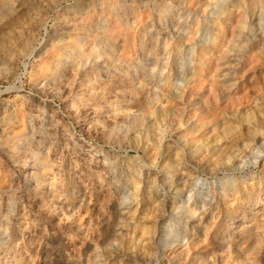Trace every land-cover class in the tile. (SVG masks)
<instances>
[{"label": "bare ground", "instance_id": "obj_1", "mask_svg": "<svg viewBox=\"0 0 264 264\" xmlns=\"http://www.w3.org/2000/svg\"><path fill=\"white\" fill-rule=\"evenodd\" d=\"M127 1H121L114 9L117 25L97 23L88 27L83 26L82 31L74 35L71 44L66 42L67 36L64 33H51L49 36L51 44L58 43L59 47L54 56L48 57L49 69L42 71L41 74L35 72V84L55 86L56 92L60 94L71 91L76 83L75 96L80 103L84 104L89 99H98L93 104L100 105L99 96L103 99V103L109 105L113 103L112 112L118 118L114 117L113 121L106 125L107 137L113 132L121 131L130 132L134 136L139 134L142 138L141 144L135 147L142 153L130 163L135 172L134 176L143 165L155 166L160 156L165 157L166 163L160 170L155 172L153 170V174L151 173L154 178L149 181L148 192L144 190L141 192V199L147 200L148 203L146 210L150 212L157 208L159 213L148 234V238L156 246V251L152 250L154 247H149V252L142 254L144 260L152 261L159 251L170 248L174 243L179 244L181 239L186 237L182 232L187 228L189 221H195V227L202 225L204 213L212 204L211 200L216 199L215 186L218 188V195L227 196L230 193L236 195L233 202L223 205L219 203L225 218L228 217V223L226 227L224 225L225 234L219 237V243L210 248L211 252L221 250L228 241V236L231 235V233L227 235L226 232L232 227L233 220L239 216L242 220L246 217L240 213L241 202L246 201L251 206L255 205L256 199L260 198V191L264 188V169L259 176L247 174L240 180L235 177V173L244 172V167L248 164L258 166L262 160L264 161V125H259V132L247 138V141L229 142L228 145L216 143L226 139L227 122L232 112L243 119L239 101L250 90L259 88L260 82L264 80V71H261L262 68L264 69V8H261L257 19L258 32H262L259 36V33L255 34L250 27H246L247 9L236 7L235 0H213L202 19H197L198 12L203 10L199 9L198 2L194 0L189 5L185 4L186 0H133L132 2L129 0L131 3L125 5ZM144 1H147L145 6H154L156 15L145 13L149 21L143 22L144 17H141L142 14L139 15L134 6L141 5ZM255 1L251 0L250 3L253 4ZM13 4V0H1L0 16L10 13ZM83 7L84 5L79 3L76 10L80 12ZM23 8L24 11L28 10L26 5ZM210 23L217 30L216 33L214 32V37L210 31L212 28ZM68 28V31L76 29L70 26ZM244 30L247 38L242 35ZM248 47L250 50L247 51ZM248 52L250 53L247 54ZM237 87H240L242 93ZM48 119L50 120L49 115ZM46 121H41V125L46 124ZM234 131L236 132V129ZM20 137L24 138L21 143L10 137L14 144L13 148L18 151L23 147L33 157L30 169L23 175L24 183L27 188L40 189L46 179L43 178L41 170L47 167L52 149L48 140V129L43 126L39 132L36 131L28 118L27 130L22 132ZM166 137H170L168 142L165 141ZM221 150L223 153L220 160L211 164L212 159ZM57 152H60V149ZM65 154L68 153L65 151ZM102 158L104 161L105 157ZM203 172L209 178L204 177ZM219 173H222V176H219ZM120 175L121 172L115 173L111 183L119 182ZM247 179L253 181V184L242 186L247 183ZM138 180L133 177L131 189L135 191L132 192L125 182L118 188L119 192L115 184L111 186L116 191L113 199L115 204L111 206L115 216L123 217L121 214L127 208L125 205L130 204L140 195ZM15 191L10 185L6 189L5 194L10 203L16 199ZM55 191L66 199L74 198L78 192L69 177L61 181ZM145 193H149L148 196ZM258 220V225L255 224L256 221L254 223L255 228L252 226L239 229L242 241L238 243L234 241L235 243L229 247L234 255L226 256L228 252L220 254L218 258L214 257L216 263L264 264V216L262 222L261 219ZM235 222L237 223V220ZM241 222L237 224L241 225ZM1 230L3 238L8 239V224H5ZM144 230V226L139 228L140 232ZM121 232L116 227H102L99 230V241L91 248L93 258L88 255L87 264H100L98 260L100 248H112ZM242 243L246 245L243 246Z\"/></svg>", "mask_w": 264, "mask_h": 264}, {"label": "rangeland", "instance_id": "obj_2", "mask_svg": "<svg viewBox=\"0 0 264 264\" xmlns=\"http://www.w3.org/2000/svg\"><path fill=\"white\" fill-rule=\"evenodd\" d=\"M121 1L124 0H13L12 11L7 15L0 16V140L2 141H0V173L4 176L1 177L0 175V264H87V256L90 255L93 258L91 248L99 241V230L105 226L116 227L122 232L117 236L112 248H100L98 256L100 264H219L216 263L214 257L218 258L220 254H226V252H228L226 256L234 255L229 247L235 242L242 241L239 230L241 227L250 228L253 226L255 228L259 224L258 219H261L260 222H262L264 216L262 214L264 213V205H262L264 203V197L262 196L264 195V188L260 191V198L256 199L255 205L251 206L246 201L241 202L240 213L247 218L245 217L243 220L240 216L235 218L232 227H230L231 229H227V235L230 233L231 235L228 236V241L223 245V249L211 252V248L219 243V237L225 234L223 233L224 225L226 227L228 223V217L225 218L223 208L219 207V203L223 205L227 202H233L236 198L233 193L227 196L218 195V188L214 184L216 199L211 200L212 204L204 213L202 225L195 227L196 222L189 221L187 228L182 232L186 237L181 239L179 244L174 243L170 248L159 251L157 257L152 261L142 258V254L149 252V247H154L152 250L156 251V246L154 243L152 244L148 234L159 213L157 208L150 212L146 210L145 207L148 203L147 200L141 199V192L143 190L148 192L150 189L147 187L149 181L154 178L151 176L153 170L154 172L160 170L162 165L166 163L165 157L160 156L155 166L147 167L143 165L142 170L139 169L137 175L134 176L135 172L130 163L135 160L134 158L140 157L142 153L141 150L135 148L141 144L142 138L139 134L134 136L130 132L122 133L121 131L118 133L113 132L111 136L107 137L106 125L110 124L114 117L118 118L112 112L113 103L112 105L103 103L100 96V105L93 104L98 99H89L84 104L80 103L78 97L75 96L76 83L71 91L60 94L56 92L55 86L35 84V72L41 74L42 71L49 69L47 65L50 61L49 58L57 53L59 47L58 43L51 44L49 40L51 33H64L67 36L66 42L71 44L74 35L82 31V28L88 27V25L97 23L108 26L117 25L118 21L114 9L118 7ZM130 1L128 0L125 5L130 4ZM194 1H197L199 9L203 10V12H198L197 19H202L204 12L213 0ZM190 2L192 0H186L185 4L189 5ZM235 2L236 7L247 9L245 12L246 27H250L255 34H258L257 19L261 8H264V0H256L253 4L250 3L251 0H235ZM79 3L84 5L83 10L80 12L76 10ZM148 3L152 4L151 2ZM145 4H147V1L135 6L132 3L139 15L142 14L141 17H144L143 22L149 21L146 15H156L154 6H145ZM25 5L28 7L26 11L23 8ZM138 6L139 8H137ZM235 6L234 8H236ZM210 25L212 27L210 31L214 37L217 30L213 24L210 23ZM69 26L76 29L68 31ZM244 32L245 30L242 31V35L247 38ZM260 34L262 35V32L259 33V36ZM260 41H262V38H260ZM248 48L247 51L250 50V47ZM41 68L42 70H40ZM261 71H264V69L262 68ZM237 89L242 93L240 87H237ZM66 92L68 93L66 94ZM239 106L243 119L232 112L227 122L228 133L226 139L219 140L216 142L217 145L221 143L228 145L229 142L239 140L247 141V138L259 132V125H264V80L260 82L259 88L246 93V96L239 101ZM74 109L76 110L72 112ZM49 110L51 111L49 112ZM90 111L92 113H89ZM260 117L262 118L260 119ZM28 118L36 131L39 132V129L43 126L48 129V140H50L52 148L48 165L41 170L43 178H46L44 185L37 190L27 188L23 180L24 173L31 167L32 154L28 150H24L23 147L22 150L19 148L17 151L13 148L14 144L10 140V137H12L16 139V142H23L24 138L20 137V134L27 130ZM41 121H46V124L41 125ZM234 129H236V132ZM92 132L94 133L92 134ZM168 140H170V137H166L165 141L168 142ZM59 149L60 152H57ZM65 151L68 154H65ZM114 153L117 155L115 156ZM222 153L223 150L218 151L211 164L219 161ZM102 157L107 160L103 161ZM63 165L64 167H62ZM244 168V172L235 173L238 180L247 174L259 176L264 169V161L262 160L258 166L248 164ZM119 172H121L119 182L111 183L113 175L115 173L119 174ZM203 174L204 177L209 178L204 172ZM221 174L219 173V176ZM68 177L78 190L72 199H66L55 191L61 181ZM133 177L139 179L138 193L140 192V195L133 202L125 205L127 208L121 214L123 216L121 217L123 219H121L115 216L113 212L112 207L115 204L113 199L116 191L111 186L115 184L114 186L118 189L125 182L126 186L131 189ZM246 182L242 186L253 184V181L248 179ZM9 185L13 190H16V199L11 203L7 199V194H5ZM119 190L117 191L119 192ZM132 191L135 190L131 189ZM35 192L37 193L35 194ZM148 194L145 193L147 196ZM236 220L239 224L242 221L241 225L237 224ZM5 224H8L9 228V238L6 240L3 238L1 230ZM141 226L145 228L143 232L139 231ZM209 240L212 242L210 243ZM242 245L245 246L246 243H242ZM172 250L174 251L172 252Z\"/></svg>", "mask_w": 264, "mask_h": 264}]
</instances>
